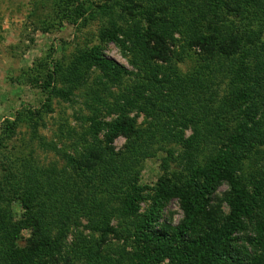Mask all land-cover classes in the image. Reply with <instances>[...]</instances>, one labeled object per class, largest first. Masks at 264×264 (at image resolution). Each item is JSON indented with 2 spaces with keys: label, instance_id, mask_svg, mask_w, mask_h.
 Instances as JSON below:
<instances>
[{
  "label": "trees",
  "instance_id": "trees-1",
  "mask_svg": "<svg viewBox=\"0 0 264 264\" xmlns=\"http://www.w3.org/2000/svg\"><path fill=\"white\" fill-rule=\"evenodd\" d=\"M120 1L107 0L85 8L63 0L60 12L74 21L86 12L107 18L100 40L114 41L131 53L132 63L147 74L157 97L169 102L166 112L181 126L179 131L166 132L183 147L177 160L179 168L168 171L169 159L164 160L168 168L153 187L149 209L135 225L138 246L126 261L123 253L114 257L104 247L115 231L112 217L136 214L139 203L149 198L150 188L139 184L140 174L134 168L140 157L151 154V144L166 123L161 129L154 124L141 128L125 112L111 121L89 116L91 137L83 139L78 155L62 151L66 167L76 172L85 187L114 186L117 191L125 186L123 197L117 194L122 207L108 208L102 202L97 204L96 198L92 202L84 197L76 199L73 193L79 189L40 167L30 165L26 172L7 168L5 182L0 181V203L17 200L24 213L15 219L12 211L0 204V264H61L57 252L60 254L62 244L59 236L64 233L55 236L54 231L69 220L75 201H82L83 214L102 239L78 237L74 251L87 264H162L165 259V264H264V0ZM224 8L228 24L222 26L216 20L223 18ZM235 18L242 19L241 24ZM128 20L131 25L125 26ZM176 34L183 39L182 45ZM177 46L201 49V62L188 74H180L170 65ZM92 66L116 75L127 72L106 57L100 45H94L80 51L66 71L57 62L52 74L62 73L66 80H73L79 70ZM229 66L232 76L228 88L219 94L213 88L214 73L226 72ZM52 78L55 76L50 74L49 80ZM51 92L63 97L71 94L61 87H53ZM190 98L198 112L190 104L187 110ZM136 100L133 108L146 111L147 105L140 106ZM94 101L96 104L86 103L92 114L98 112L101 99ZM149 114L158 121L164 116L158 111ZM189 125L192 133L185 137ZM118 136L126 138L121 151L113 147ZM207 144L213 150L200 161L201 147ZM223 183L229 186L224 198L228 211L216 201L217 189ZM173 199L180 202L182 219L175 225L159 224L163 208ZM24 228L31 230L29 237L23 236ZM238 232L252 247L251 253L239 245Z\"/></svg>",
  "mask_w": 264,
  "mask_h": 264
},
{
  "label": "rangeland",
  "instance_id": "rangeland-1",
  "mask_svg": "<svg viewBox=\"0 0 264 264\" xmlns=\"http://www.w3.org/2000/svg\"><path fill=\"white\" fill-rule=\"evenodd\" d=\"M61 1L63 2V0H0V181L5 182L7 168L14 172H26L28 166L32 165L74 185L75 189L80 190L73 193L74 198L84 197L89 202L96 198L97 204L102 202L108 208L119 209L122 204L117 194L123 197L125 186L117 191L114 186L107 188L103 186L99 189L83 186L76 172L66 167L62 151L78 155L83 139L91 137L89 130L92 121L88 117L92 115L95 119L111 121L125 112L127 116L134 118L136 125L141 128H148L154 124L157 125L155 128L161 129V125L166 123L161 130L162 133L157 134L151 144L149 150L151 154L140 157L134 168L140 174L139 184L148 185L151 189L147 191L149 198L139 203L136 214L127 216L116 214L112 217L111 223L115 231L108 236L104 244L114 257L117 252L123 253V261H126L127 255L138 246L133 234L135 225L152 203L150 196L153 195V187L167 167L164 160L169 159L168 171L179 168L178 155L183 147L166 132L168 129L179 131L181 126L177 123L178 120L166 112L169 102L157 97L158 93L156 89L152 90L147 74L132 63L131 53L114 41L100 40V32L107 25V18L100 17L94 12L90 16L86 12L83 18L74 21L65 15L66 12H60L64 9ZM71 1L86 8L90 4L97 6L107 0ZM120 3H123V0ZM116 11L120 13L121 9L117 8ZM223 11L225 12L221 13L223 18H218L216 22L225 26L228 24V13L225 8ZM229 16L234 19L232 14ZM235 19L241 24L242 19ZM128 25H131L129 20L125 22V26ZM176 37L179 45H182L181 36L176 34ZM94 45H100L104 55L120 64L127 72L116 75L98 66H92L88 70H79L73 80H66L62 73L52 74L57 62L62 63V69L66 71L80 51H86ZM200 54V48L183 50L177 46L174 51L175 58L170 65L180 74H188L201 62ZM225 70L226 72L222 69L221 72L214 73L213 83L216 84L213 88H216L219 94L227 90L232 76L230 66ZM50 74L55 78L49 80ZM48 80L51 82L50 86L47 84ZM53 87L64 88L71 94L63 97L51 92ZM96 97L101 101L96 108L98 112L92 114L86 103L96 104L94 101ZM208 97V93L204 94V98ZM134 98L140 106L147 105L146 111L133 108ZM189 100L190 102L186 103L187 110L188 104L195 109L194 99ZM114 108L117 112L113 110ZM160 108L164 111H160ZM149 111L162 112L164 116L158 121L149 114ZM173 111L177 113L178 110ZM196 111L198 112L197 108ZM177 119H181L179 115ZM191 133L192 126L189 125L184 130V135L188 137ZM163 134L166 135L162 137ZM100 138H103V133H100ZM125 143L126 138L118 136L113 142V147L116 151H121L125 149ZM201 149L204 154L199 155L200 161L205 153L213 150L210 144L202 146ZM54 183L57 184L55 181ZM228 189L229 186L223 183L216 192V201L222 203L226 211L229 206L224 198ZM4 194L7 198L8 194L5 191ZM0 204L12 211L15 219L21 218L24 213L22 204L17 200L12 199L10 202L5 200ZM81 208L82 201H75L69 220H64V225L59 223L61 226H57L54 231L55 236L64 233L63 236H59L62 237V244L60 254L57 252L61 264H87L86 259H80L74 251L75 242L80 235L98 242L102 240L100 233L92 230V222L83 214ZM182 217L180 202L173 199L163 208L158 223L175 225ZM22 234L29 237L31 230L24 228ZM242 235V232L236 234L239 236L238 243L247 247V251L251 253L252 247L243 241ZM163 262L162 264L168 263V259Z\"/></svg>",
  "mask_w": 264,
  "mask_h": 264
}]
</instances>
